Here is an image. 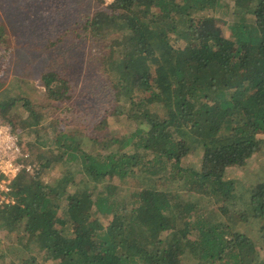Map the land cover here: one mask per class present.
Listing matches in <instances>:
<instances>
[{
	"label": "trees",
	"instance_id": "trees-1",
	"mask_svg": "<svg viewBox=\"0 0 264 264\" xmlns=\"http://www.w3.org/2000/svg\"><path fill=\"white\" fill-rule=\"evenodd\" d=\"M226 1L233 19L224 30L216 9ZM84 3L73 29L56 30L63 10L47 15L58 32L47 39V62L63 59L65 42L71 49L69 29L83 43L90 37L109 86L126 94L118 84L130 76V100L106 109L89 132L65 72L42 70L48 97L60 102L54 111L71 126L61 122L40 142L37 105L0 90V119L15 132L19 105L35 114L30 155L0 204L8 239L0 233V264H264V183L246 208L235 180L264 168V0H97L93 14L94 2ZM3 45L12 42L0 20ZM122 114L134 130L114 135L110 120L123 116L110 115ZM196 194L220 205L208 211Z\"/></svg>",
	"mask_w": 264,
	"mask_h": 264
},
{
	"label": "rangeland",
	"instance_id": "rangeland-1",
	"mask_svg": "<svg viewBox=\"0 0 264 264\" xmlns=\"http://www.w3.org/2000/svg\"><path fill=\"white\" fill-rule=\"evenodd\" d=\"M83 1L84 0H24L25 5H23L22 0H0V20L6 25L7 34L12 42V45L7 47V49L5 45H3L2 48L0 47V55L3 54V56L0 57V77L4 80L0 90H4L5 95L28 98L37 105L36 109L39 110L38 115L43 120L41 123L42 126L40 125V142H47L51 134H54L53 130L60 126L62 122L60 118L64 112L61 108L54 111L53 106L60 102L53 101L48 97V93L40 77L42 70H48L49 67H52L65 72L63 77L69 78L73 91H70L69 94H73L74 97L72 101L78 103L76 116H90V119L88 117L89 121H85L82 126L85 130L88 129L89 132L94 131V127L90 126L91 121H94L98 116H105L106 109L110 110L111 106L112 110L115 104H126L129 103L130 100L129 93L131 92L129 88L127 89L129 85H126L130 82V76L126 73L123 74L122 81L124 84H118V88L125 85L124 93L126 94H122L116 87L109 86L108 82L101 77L99 64L96 63V59L98 58L96 49L97 44L90 37V40L83 43L75 37L74 32L70 31V29L74 28L73 25H75V21L78 20L79 12L83 10L86 11V4L88 2L81 4ZM65 2L68 4V7L61 8L60 6ZM93 2L94 4L88 7V13L93 14L102 6L100 4V7L98 6L97 0H92V3ZM112 2L113 0H104L103 5L107 6ZM225 3H228L226 8L216 9V16L221 19L220 28L227 30L228 22H231L233 19L231 15L233 2L226 1ZM38 6L42 8L43 13L35 10ZM33 7L35 8L33 9ZM24 10L25 13L28 14L30 21L27 18V21L21 20L22 16L20 12ZM61 10L64 11V17L62 21L59 20L55 23L58 25L56 26V30L63 31L70 28L69 33L65 36V41H70L73 46H69L71 47V49H69L66 47L67 42H65L62 45L61 52V54H63V59H54V64L56 63V65H54L52 62H47L48 59L51 58L52 52L50 49L46 48V44L49 36L58 32L50 29L54 21L50 19V21L47 22L49 19L46 18H49V16H47L49 14H54L55 17ZM226 10L228 11L226 12ZM35 17L40 19H36ZM32 19L36 20V22H33ZM20 27L23 28L19 29ZM73 37L76 40L75 44ZM90 53H92L93 57L90 56ZM135 87L136 85H134L133 88ZM140 91L142 90L138 88L137 92ZM5 95H3V97H7ZM71 107H73V105H71ZM88 113H90V115ZM34 116L35 114H33V112H27L21 105H19V110L12 115L17 123V127L15 128L19 134V138L23 135V144H21V147L23 148V152L28 154V156L30 153L26 150L28 149L27 142L29 143L30 137L26 132L27 129L32 127L29 125V122L32 123L35 121L33 118ZM63 116L70 117L72 115L66 112ZM110 116H123L118 118V120H110L112 123L108 129L114 135L130 134L134 130L132 122L124 117L127 115ZM24 126H27L25 127L26 129ZM69 126L71 125L66 120L62 122L61 129L68 130ZM145 126H147L146 123ZM27 136L29 138H27ZM94 150L96 151L95 148H92L91 151ZM140 152L145 151L144 149H140ZM197 152L193 151L192 153L194 156H197ZM235 180L237 182V188H239L238 202L246 208H251L249 203L251 190L257 189L260 183H264V168L263 170H258V168L254 166L252 169L242 172L240 178H236ZM174 186L177 187L178 185L175 184ZM193 199L198 201L201 206L208 208V211L211 207L210 203L217 207L220 205L217 200L210 201L209 198L199 194H196ZM0 233L4 241H6L5 243H7L8 239L5 237V231H1Z\"/></svg>",
	"mask_w": 264,
	"mask_h": 264
},
{
	"label": "built area",
	"instance_id": "built-area-1",
	"mask_svg": "<svg viewBox=\"0 0 264 264\" xmlns=\"http://www.w3.org/2000/svg\"><path fill=\"white\" fill-rule=\"evenodd\" d=\"M28 154L23 152L19 134L12 126L0 119V204L10 201L8 193L11 182L25 167L20 161ZM27 169H31L27 166Z\"/></svg>",
	"mask_w": 264,
	"mask_h": 264
}]
</instances>
